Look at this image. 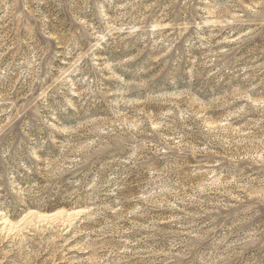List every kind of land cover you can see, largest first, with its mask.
<instances>
[{"label": "rangeland", "instance_id": "374dc122", "mask_svg": "<svg viewBox=\"0 0 264 264\" xmlns=\"http://www.w3.org/2000/svg\"><path fill=\"white\" fill-rule=\"evenodd\" d=\"M0 264H264V0H0Z\"/></svg>", "mask_w": 264, "mask_h": 264}, {"label": "bare ground", "instance_id": "6f19581e", "mask_svg": "<svg viewBox=\"0 0 264 264\" xmlns=\"http://www.w3.org/2000/svg\"><path fill=\"white\" fill-rule=\"evenodd\" d=\"M55 214H58V213H52V214H48V216H49V215H55ZM42 215H43V214H42ZM44 216H47V214H46V215H44Z\"/></svg>", "mask_w": 264, "mask_h": 264}]
</instances>
